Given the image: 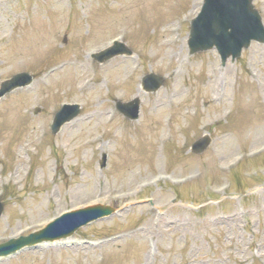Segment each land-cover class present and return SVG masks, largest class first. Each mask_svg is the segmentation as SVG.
<instances>
[{
	"label": "rangeland",
	"instance_id": "rangeland-1",
	"mask_svg": "<svg viewBox=\"0 0 264 264\" xmlns=\"http://www.w3.org/2000/svg\"><path fill=\"white\" fill-rule=\"evenodd\" d=\"M194 1L0 0V80L59 60L0 101V190H17L0 198L10 218L0 217V233L38 228L35 220L71 208L116 207L67 246L23 250L1 264L264 263V46L225 66L213 50L188 54L177 29L183 22L172 18L193 14ZM253 1L264 21V0ZM117 36L134 54L102 73L88 56ZM87 72V87L77 85ZM149 72L166 81L147 94L139 83ZM111 94L138 96L139 121L90 117L113 103ZM73 101L82 113L52 135L53 110ZM203 134L210 147L191 153ZM102 152L108 162L100 169Z\"/></svg>",
	"mask_w": 264,
	"mask_h": 264
},
{
	"label": "water",
	"instance_id": "water-1",
	"mask_svg": "<svg viewBox=\"0 0 264 264\" xmlns=\"http://www.w3.org/2000/svg\"><path fill=\"white\" fill-rule=\"evenodd\" d=\"M94 216H96V214H94ZM94 216H93V217H94ZM90 218H91V216L84 217L83 219H81V220L75 222V223L72 224V225H73V226H76L77 224H80V223H82V222H84V221H87V220H89ZM70 228H74V227L70 226ZM58 235H59V234H58ZM58 235H55V237L58 236Z\"/></svg>",
	"mask_w": 264,
	"mask_h": 264
}]
</instances>
